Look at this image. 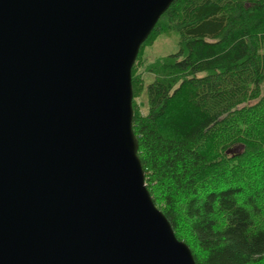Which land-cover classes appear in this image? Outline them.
<instances>
[{"label": "water", "instance_id": "obj_1", "mask_svg": "<svg viewBox=\"0 0 264 264\" xmlns=\"http://www.w3.org/2000/svg\"><path fill=\"white\" fill-rule=\"evenodd\" d=\"M175 1L0 0V264H197L133 129V67Z\"/></svg>", "mask_w": 264, "mask_h": 264}, {"label": "trees", "instance_id": "obj_2", "mask_svg": "<svg viewBox=\"0 0 264 264\" xmlns=\"http://www.w3.org/2000/svg\"><path fill=\"white\" fill-rule=\"evenodd\" d=\"M170 31L154 80L132 71L147 188L197 264H264V0H176L137 60Z\"/></svg>", "mask_w": 264, "mask_h": 264}, {"label": "rangeland", "instance_id": "obj_3", "mask_svg": "<svg viewBox=\"0 0 264 264\" xmlns=\"http://www.w3.org/2000/svg\"><path fill=\"white\" fill-rule=\"evenodd\" d=\"M179 35L175 31H170L167 34L160 35L150 45L145 46L142 49L139 60L136 62V71L140 75L141 79L144 80V84H149L154 80L153 76L147 73V68L155 63L156 61L165 58L168 55L176 54L179 51ZM137 104L142 106V111L147 112V97L146 92H143L137 99ZM242 149H233L228 151L229 154L234 155L241 153ZM185 229V230H184ZM184 233H189L187 226L183 227Z\"/></svg>", "mask_w": 264, "mask_h": 264}]
</instances>
